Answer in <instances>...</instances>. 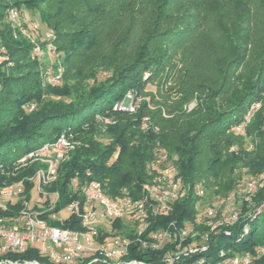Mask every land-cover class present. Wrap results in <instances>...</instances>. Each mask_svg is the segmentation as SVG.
I'll list each match as a JSON object with an SVG mask.
<instances>
[{"label":"trees","instance_id":"16d2710c","mask_svg":"<svg viewBox=\"0 0 264 264\" xmlns=\"http://www.w3.org/2000/svg\"><path fill=\"white\" fill-rule=\"evenodd\" d=\"M193 1L0 0V47L4 48L0 58V183L23 178L29 199L33 184L24 177L33 175L37 165L18 168L8 179L2 172L13 170L17 158L70 129L80 144L60 163L56 180L46 186L58 192L52 212L81 198L79 188L71 186L73 180L78 186L98 181L113 198L142 197L143 185L153 181L161 165L157 157L166 154L176 165L183 194L166 213L148 216L143 237L159 229L178 237L185 225L197 231L183 243L199 246L205 241L207 247L182 253L172 264H193L198 259L211 263L219 259L221 249L234 253L264 247V19H256L249 6L236 4L243 0H209L206 6L204 0ZM259 2L264 7V0ZM209 7L219 15L213 20L219 33L209 43L219 55L220 77L211 80L203 74L194 81L185 60L180 64L176 59L177 52L201 31L199 23ZM9 8L37 13L40 26L53 36L42 40L39 30L32 31L33 37L21 34L20 28L5 21ZM31 22L27 15L24 27L31 29ZM136 27L142 29L138 40L130 37ZM36 40L54 44L58 53L51 57L53 62L32 58ZM203 41L209 46L206 38ZM56 60L63 66L57 86L46 79V68L56 65ZM100 71L107 75L98 78ZM128 92L134 99L140 97L137 109H113L118 101L130 103ZM195 92H199L198 103L187 111L184 105ZM30 103L35 104L31 110ZM253 104L259 107L245 127L246 136L255 141L248 150L243 147V136L230 129L244 121ZM8 146L22 148L11 161L1 156ZM244 173L251 178L262 176V185L249 204H242V214L234 224L211 230L207 218L195 222L197 206L208 193L233 190ZM125 222L113 224L118 228L126 226ZM49 223L83 229L75 214ZM126 233L132 235V231ZM177 242L178 238L157 249L138 248L132 242L125 259L165 264L163 257ZM11 256L46 261L33 247ZM250 264H264V254Z\"/></svg>","mask_w":264,"mask_h":264},{"label":"built area","instance_id":"2783aa9c","mask_svg":"<svg viewBox=\"0 0 264 264\" xmlns=\"http://www.w3.org/2000/svg\"><path fill=\"white\" fill-rule=\"evenodd\" d=\"M16 16L17 13L13 9L8 11L7 17L10 19H15ZM39 26V22L32 19L31 29H28L37 30ZM46 35L49 33L46 32ZM42 50L39 43L34 42L32 56H36L38 61H43L41 58L45 54ZM61 70L62 68L53 71L51 66L46 68L47 81L52 84L58 82ZM126 96L132 98L130 103L125 105L123 101L116 102L113 109L135 111L136 102L132 95ZM34 106V103H30L28 109L31 110ZM97 118L105 123L111 122L108 117L97 116ZM79 144L80 140L75 134L70 129H64L54 140L45 142L17 158L13 164V170L5 169L2 172L8 179L18 168L37 165L33 175L24 178L32 182L31 190L35 188L39 196L45 197V202L39 209L35 205L30 206L29 199L25 198L23 178L13 182L4 180L0 183V211H2L0 214V264H147L136 257L125 259L132 242L137 243L138 248L157 249L178 238L175 248L170 249L163 257L165 264H172L181 257L182 253L188 254L207 247L205 241H202L199 246L183 243L186 237L197 235V231H191L187 225L178 231V237L168 229L153 230L145 237L142 236V232L148 225V216L166 213L170 209L171 202L183 194L176 167L163 166L166 154L157 157L156 162H161V165L153 181L143 185L142 197L113 198L105 193L98 181L93 180L78 186L76 180H73L71 186L73 189L79 188L81 198L73 200L66 207L70 211L69 215L75 214L79 218L83 229L60 227L49 223L50 219L56 220V212L51 210L58 199V192L49 191L46 186L56 180L60 163ZM261 184L262 182L258 183L255 180L246 182L249 191H253L257 185ZM198 192L201 194V191ZM50 195L54 196L53 202L49 201ZM227 211L225 217L216 223H211L208 217L213 216L215 212L212 208L207 210L206 223L211 230L219 225L234 224L238 219L237 209L230 206ZM116 220L126 221L127 224L116 228L113 224ZM201 220L200 217L197 219L198 222ZM127 231H132V235L127 234ZM244 231L247 229L245 228ZM206 237L207 234H203L201 238L206 240ZM32 247L38 251L39 256L46 259L45 262L11 256L14 253H23ZM263 254L262 246L234 253L221 249L218 260L211 263H202L203 260H201L200 264H250Z\"/></svg>","mask_w":264,"mask_h":264},{"label":"rangeland","instance_id":"374dc122","mask_svg":"<svg viewBox=\"0 0 264 264\" xmlns=\"http://www.w3.org/2000/svg\"><path fill=\"white\" fill-rule=\"evenodd\" d=\"M188 1L189 3L194 4L193 0H188ZM208 2L209 0H204L203 4L206 6L208 5ZM236 4L242 7L249 6L251 13L255 15L256 19H264V14L262 13L264 12L263 11L264 7H261L259 0H243L241 4L240 3H236ZM11 9L16 11L17 13V16L15 17V19H10L9 17H7L8 11ZM23 11L26 12L27 14L23 13ZM23 11L17 8H9L5 13V21L8 22L11 26H16L20 28L21 34L26 35L28 37H33L31 35L32 31L29 30L28 27H24L23 22L27 15H31L32 19L38 21L37 13L35 15H32L25 9H23ZM203 14H204L203 16L205 17L202 18L199 23L200 27L202 28L201 31L198 33L197 36H195V38L193 37V39L189 42V45H187V47L179 49V51L177 52V58H176L177 60L179 59L180 64L181 62L183 63L185 60V65L189 71V78L191 79L194 78V81H196L197 78L201 77L203 74L204 75L208 74V78H210L211 80L218 79L220 77V72L218 71L220 69L216 68V66L219 67V58H218L219 55H218V52H216L215 49L212 48L214 46H210L211 44L209 43L210 37L219 33L218 31L215 30V28H217V26L219 27V25L216 22L214 23V21L218 19L219 15L217 14V11L215 12L212 10V7H209V9L204 10ZM221 18L224 21L227 19L225 14H222ZM226 27L228 29L230 28V26L228 25ZM37 30H39L37 32L38 38L42 40L43 38L48 39L53 36V33L51 30L45 31V27L43 24H41V26H39ZM46 32H48L49 35H46ZM140 32H142V29H140V27H136L130 33V37H133L134 40H138V36ZM205 38L209 46L205 45V42L203 41V39ZM35 42L40 43L38 40H36ZM39 46L42 49L45 48L42 50L45 55H43L41 59L45 62H51V61L53 62L51 57L58 53L57 49L54 47V44H52L50 41H47V42H43L42 44L40 43ZM33 49H34V46H33ZM1 52H4V48L2 47H0V58H2ZM32 58L36 59L37 57L32 56ZM215 59L217 61H214ZM58 60L55 61L58 63L52 66L54 70H59V68L63 69L62 64L59 63L60 60L59 61ZM106 75H107L106 72L100 71L98 74V78H104ZM61 82L62 80H59L53 85L55 86L60 85ZM147 88L149 90H154V86L152 85H148ZM197 93L199 92H195L192 98L189 100V102L186 105H184L187 111L192 110L193 108L196 107V104L198 103V99H199L198 97L199 95ZM127 94L132 95L131 92H128ZM132 97H133L134 102H136L135 103V110H136L140 104V97H138L137 99H134L135 98L134 96ZM258 107H259V104H253L250 108V113H247L245 115L244 121L240 124L241 126H238V127L235 126L230 129L232 132L243 136V139H244L243 147L248 150L252 149L255 141H252V139L249 136H246L245 127H246V124L250 121L253 111L257 109ZM263 130H264V125H263ZM100 139L103 142L107 141V138L104 136H100ZM233 148L235 147L234 146L231 147V149ZM21 151H22V148H18L15 146H8L2 150L1 156H3L6 161H11L15 157H17L21 153ZM163 166L165 167L175 166L176 167L172 158L169 156H166ZM260 178L261 176H256L254 178H251L244 173V174H241V177L238 179V183L236 184V187L233 190L221 191L216 194L208 193V195L203 199L202 204H199L197 206L198 213H197V218H195V222H198L197 219L199 217L202 219H205L206 218L205 214L207 210L210 208H212L215 212L213 216L208 217V221L211 223H216L217 221L225 217L228 212L227 210L228 208H230V206L237 209L238 216L242 214V208H241L242 204L243 203L249 204L252 201V196L257 192L258 186H259L257 185L253 191H249L246 186V182L249 180L250 181L255 180L256 182L259 183ZM35 183H36V179H35ZM53 200H54V196L50 195L49 201L53 202ZM44 202H45V197L39 196L35 188H33L31 190V196L29 198L30 206H34V205L41 206L44 204ZM69 213L70 211L68 207H64L58 212H56V219L62 220L65 217L69 216ZM201 260L202 259H198L193 264H200Z\"/></svg>","mask_w":264,"mask_h":264}]
</instances>
